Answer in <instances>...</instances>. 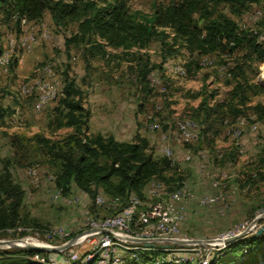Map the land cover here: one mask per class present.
Returning a JSON list of instances; mask_svg holds the SVG:
<instances>
[{
	"label": "rangeland",
	"instance_id": "374dc122",
	"mask_svg": "<svg viewBox=\"0 0 264 264\" xmlns=\"http://www.w3.org/2000/svg\"><path fill=\"white\" fill-rule=\"evenodd\" d=\"M168 1L127 0L133 10L145 12L153 11L156 2ZM258 8L263 13L256 16ZM219 11L231 16L242 28L247 20L250 26L264 29V0L246 5L224 0L217 5L216 13ZM194 16L203 25L200 12ZM5 17V8L1 7L0 52L10 34L22 32V22L18 26L16 18L5 21ZM35 22H27L26 29L40 33L44 22L51 37L41 38L31 50L20 48V54L13 55L9 69L0 74V113L5 111L0 118V172L10 170L25 189L19 224L0 230V239H16L27 233L37 234L41 243L60 245L86 228V216L115 214L124 204L120 196L107 193L103 187H98L96 194L100 191L105 196L104 204L97 202L96 194L75 184L63 188V196H78L77 202L68 203L63 197L55 196L56 189L61 187L57 184L61 159L53 156L41 138L61 140L76 128L58 125L60 112L56 108L60 99L37 111L33 105L35 95L22 92L24 86L47 77L44 70L47 63L55 68L62 90L68 80L81 88L82 105L88 114V121L82 127L85 133L114 134L130 142L142 140L146 151L159 159L166 155L161 149L165 134L173 148L172 165L162 174L168 180L156 173L142 185V199L146 203L144 207L157 201L147 195L153 182L164 183L167 190L176 188L174 185L181 180L190 182L194 195L181 201L186 212L181 229L198 240L178 250L180 254L189 256L196 264L203 260L211 264L229 243L226 238L248 227L241 237L257 233L264 225V55L253 52L246 43L233 53L228 49L204 54L190 52L184 40L179 37L175 41L171 32L167 40L177 48L172 54L169 45L153 38L143 47L107 45V55L92 56L84 41L74 42L69 48L66 45V37L78 29L77 20H69L67 26L57 24L51 11L46 10L43 18ZM165 55L169 56L168 61L189 62L190 69L186 76L165 71L162 79L165 89L159 86L148 90L142 72L150 64L147 62L161 63ZM206 106H217L214 127L210 122L215 114L208 117ZM188 117L198 122L200 137L190 144L177 142V122ZM155 118L161 123L160 129L150 127ZM254 124L257 128L252 127ZM237 128H242L239 136H235ZM30 167L37 171L33 174ZM215 194L220 197L212 204H199L200 196ZM20 226L26 229L20 232L17 229ZM52 226H62L70 233L64 238H49L46 230ZM78 241L72 247L78 249L80 260L84 261L92 246L85 237ZM248 251L249 248H243L238 258L244 259ZM43 252L65 258L69 249ZM146 252L151 256L143 258V261L147 258V264H153L155 255L163 253L154 254L151 249Z\"/></svg>",
	"mask_w": 264,
	"mask_h": 264
},
{
	"label": "trees",
	"instance_id": "16d2710c",
	"mask_svg": "<svg viewBox=\"0 0 264 264\" xmlns=\"http://www.w3.org/2000/svg\"><path fill=\"white\" fill-rule=\"evenodd\" d=\"M223 1L169 0L156 2L151 12L142 9L133 10L127 0H0V8H5V21L14 17L18 26L22 17L39 20L46 10L51 11L57 24L67 26L69 20H77L78 29L74 34L66 37V45L69 48L74 42L84 41L87 44V51L92 56L107 55V45L125 48L132 45L143 47L153 38H158L164 45H169L171 48L169 54H172L177 48L167 40L171 32L175 41L179 37L184 40V45L190 52L198 51L204 54L218 49H228L229 53H233L246 43L253 52L263 56L264 39L260 35L264 29L254 26L242 28L228 14L222 11L216 13L217 5ZM230 1L246 5L257 0ZM197 12H200V16L202 15L204 19L203 25L199 24L194 16ZM168 57L165 55L161 63L147 62L150 64L146 65L142 75L147 87L149 86L148 90L158 87L152 74L165 78ZM186 66L189 71V62H186ZM1 90L0 86V97ZM82 95L81 88L73 80L65 82L63 94L55 99H60L56 108L60 112L58 125H73L76 131L57 141L41 138L48 145L53 156L61 159L57 184L64 190L75 184L94 195L98 187H103L107 193L120 196L124 201L123 206L132 194L143 198L142 185L152 179L156 173L162 175L163 171L172 165L171 159L164 155L160 160L153 152L148 153L146 143L142 140L130 142L120 140L114 134L85 133L82 127L88 121V114L84 112ZM222 105L224 104L217 103V106ZM217 106H206L208 117L215 114L210 122L211 127H214L218 119ZM4 112L0 113V118ZM201 125L203 127V124ZM203 129L205 131L206 128ZM162 176L168 180L166 176ZM113 177L117 180H113ZM174 186L169 185V187ZM24 200L25 189L12 172L10 170L0 172V230L16 227L19 224L20 209ZM245 247L249 248V251L244 259H239L238 255ZM159 251V249H151L154 254ZM14 252L20 253V249L17 248ZM144 257L151 256L148 252H144ZM146 259L143 262L128 260L126 264H147ZM92 263L93 261L77 260L70 264ZM31 264L40 263L33 261ZM180 264L196 263L187 261ZM211 264H264V232L230 241L222 252L215 255Z\"/></svg>",
	"mask_w": 264,
	"mask_h": 264
},
{
	"label": "built area",
	"instance_id": "2783aa9c",
	"mask_svg": "<svg viewBox=\"0 0 264 264\" xmlns=\"http://www.w3.org/2000/svg\"><path fill=\"white\" fill-rule=\"evenodd\" d=\"M261 8L256 9L255 15H262ZM252 16L250 15L249 18ZM22 32L18 34H10L8 40L4 44L0 52V74L9 69V64L12 61L14 54H20V48L24 51L31 50L35 43L39 42L41 38L46 39L51 37V32L42 23L40 33L36 31L27 30L25 24L30 22L27 17H22ZM244 27H250L246 20ZM254 28V27H252ZM264 39V32L260 35ZM187 61L171 60L166 63L165 71L169 73H176L177 75L186 76L188 69ZM203 63H206L204 61ZM47 77L36 80L33 84L26 85L22 92L27 95H35L34 108L41 111L46 105L57 99L63 94L62 88L58 84L57 72L51 63L44 66ZM153 80L165 89L166 84L162 78L157 74H152ZM150 127L152 129H160L161 123L158 118H155ZM257 128V124L252 126ZM242 128L235 130V136H239ZM200 137V126L198 122L191 117L184 118L177 122L176 140L180 143L194 142ZM161 149L165 154L173 160V148L166 139L165 134L162 135ZM29 171L33 174L37 171L35 167H30ZM215 183L218 181L214 180ZM154 196L157 201L144 207L146 204L142 197L137 194H132L126 204L115 214L105 216H86L85 226L82 231L83 235L79 239L85 237L90 242L92 248L88 249L83 262L93 261L95 264H126L128 260H136L143 262V255L147 249H159V252L154 257L153 264L175 263L180 264L187 261H192L187 255L180 254L178 250L187 248V245L194 244L192 241H197L195 237L189 236L181 229V222L185 218L184 206L181 204L182 200L194 195L192 186L188 180H181L178 182L176 188L167 190L165 184L162 182H153L148 188L147 195ZM96 200L99 204L107 203L105 196L99 191L96 194ZM55 196L63 197L68 203L77 202L78 196H63V187L56 189ZM219 195L214 196H200L198 202L201 205L212 204L219 199ZM159 198V199H158ZM11 229V228H8ZM20 232L26 229L20 226L17 228ZM90 230L89 232H86ZM49 238H64L69 235V231L62 226H52L46 230ZM38 233V232H37ZM95 236V238H89ZM129 237L149 238L151 242L156 244L153 246L146 245L144 242H138ZM158 240H153V239ZM20 247H15L12 244L6 243L0 245V260L6 255L12 256H29L33 261L40 264H70L81 259V254L78 249L72 247L79 244V239L65 249H69L67 257H60L54 254L44 253L43 251H30L24 248L28 241L37 240L40 238L37 234H24L20 238ZM181 240V241H178ZM66 242V241H65ZM64 243V242H63ZM196 243V242H195ZM53 245L51 243H45ZM21 248L23 251L15 253L14 249ZM63 249V250H65ZM61 250V251H63ZM6 251V253H4ZM161 253V254H160ZM199 264H210L209 261L203 260Z\"/></svg>",
	"mask_w": 264,
	"mask_h": 264
},
{
	"label": "water",
	"instance_id": "95a60500",
	"mask_svg": "<svg viewBox=\"0 0 264 264\" xmlns=\"http://www.w3.org/2000/svg\"><path fill=\"white\" fill-rule=\"evenodd\" d=\"M249 229L250 228L248 227L244 231L226 238L225 241L230 242L232 240H235L241 237L242 235H244ZM89 231L90 230H87L86 232H89ZM263 231H264V225L257 231V234H261ZM83 234L84 232H81L60 245L26 243V245H24V248L30 251H43V250L59 251L75 243ZM129 239H133L138 242H144L146 245H149V246H153L156 244L155 242H151L149 238L129 237ZM15 240H19V239H0V245L10 242L9 244H12L15 247H20L21 246L20 243L19 244L15 243L14 242ZM153 240H158V239H153ZM178 241H181V240H178ZM32 262H33V259L29 256L4 257L0 260V264H31Z\"/></svg>",
	"mask_w": 264,
	"mask_h": 264
},
{
	"label": "bare ground",
	"instance_id": "6f19581e",
	"mask_svg": "<svg viewBox=\"0 0 264 264\" xmlns=\"http://www.w3.org/2000/svg\"><path fill=\"white\" fill-rule=\"evenodd\" d=\"M262 76L264 77V75H262ZM24 241H28V243L43 244V243H41L40 241H37V240H24ZM14 242L19 244L20 240H15ZM8 243H10V242H8Z\"/></svg>",
	"mask_w": 264,
	"mask_h": 264
},
{
	"label": "crops",
	"instance_id": "0c3cea01",
	"mask_svg": "<svg viewBox=\"0 0 264 264\" xmlns=\"http://www.w3.org/2000/svg\"><path fill=\"white\" fill-rule=\"evenodd\" d=\"M42 18H43V17H42ZM42 18H41V19H42ZM30 21H31L32 23H33V21H34V23H36L35 20H33V19H30ZM36 21L38 22V20H36ZM41 23H44V22H41ZM37 43H38V42H37ZM35 44H36V43H35ZM35 44H34V46H35ZM34 46H33V47H34ZM32 49H33V48H32ZM18 67H19V65H18ZM105 123L107 124L106 121H105ZM115 136H116V135H115Z\"/></svg>",
	"mask_w": 264,
	"mask_h": 264
}]
</instances>
